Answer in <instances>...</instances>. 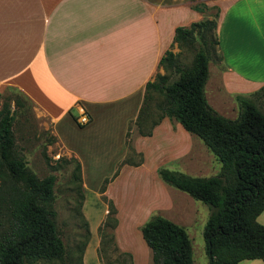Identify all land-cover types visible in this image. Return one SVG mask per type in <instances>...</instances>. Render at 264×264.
<instances>
[{
	"label": "crops",
	"instance_id": "0c3cea01",
	"mask_svg": "<svg viewBox=\"0 0 264 264\" xmlns=\"http://www.w3.org/2000/svg\"><path fill=\"white\" fill-rule=\"evenodd\" d=\"M200 1L218 8V89L231 96L264 85V0H0V93L15 88L47 118L54 141L79 162L82 190L92 158L103 157L116 168L126 157V130L139 110L144 84L161 72L158 60L171 42L174 26L202 19L192 8ZM81 115L88 118L86 123L77 121ZM182 128L163 117L150 135L134 134L130 142L142 155V142L154 141L164 129L168 150L174 151L171 158H192L196 141ZM174 138H184L179 147ZM137 166L120 165L103 193L111 199L110 182ZM110 171L112 175L115 170ZM101 202L102 212L91 226L83 194L80 213L89 238L82 264H102L95 252L96 227L107 211ZM116 243L130 254L132 264L138 263L130 250ZM143 259L148 264L150 258ZM258 261L264 262L255 257L236 264Z\"/></svg>",
	"mask_w": 264,
	"mask_h": 264
},
{
	"label": "trees",
	"instance_id": "16d2710c",
	"mask_svg": "<svg viewBox=\"0 0 264 264\" xmlns=\"http://www.w3.org/2000/svg\"><path fill=\"white\" fill-rule=\"evenodd\" d=\"M214 7L209 18L174 26L171 42L158 60V66L165 73H156L152 80H146L134 125L137 134L150 135L163 117L174 119L190 135L201 139L218 159V172L206 177L189 176L180 170L163 167L156 169L165 185L184 190L207 205L209 211L202 231L207 264H236L243 258L255 257L264 261V225L256 220L264 209V113L253 99L264 90V85L250 93L234 96L239 104L235 119L224 118L207 104L204 96L207 50L218 43L214 31L218 8ZM192 8L203 13L206 5L194 3ZM173 43L193 50L189 65L177 59L170 49ZM153 92L160 94L161 101L154 105V120L143 130L141 127L148 115L147 106ZM6 93H0V96ZM24 96L26 100L23 101L9 97L0 106V264H32L36 260L82 264V251L89 236L86 220L85 239L76 246L74 259L56 226L54 175L38 177L28 166L22 149H17L14 143L13 128L19 123L20 108L25 107V101H31ZM11 101L14 108L10 106ZM129 133L128 124L124 141L127 155L118 163L117 169L122 164L133 165L142 160L141 153L131 145ZM54 140L50 135L46 142L49 145ZM132 153H138L139 157L131 162L127 156ZM74 167L75 179L80 185L77 160ZM116 173L117 170L105 177L103 183ZM104 188L102 184L98 192L107 211L96 227L100 237L95 251L101 263L103 246L111 243V250L118 249L113 236L116 220L111 217L116 209L103 193ZM80 197L82 199L83 195ZM107 226L110 232H103ZM139 230L152 264H192L190 243L182 225L152 215L139 225ZM104 237L106 243L101 242ZM125 253L121 251V255ZM126 254L130 256L128 252ZM129 259L128 264H132L131 256Z\"/></svg>",
	"mask_w": 264,
	"mask_h": 264
},
{
	"label": "rangeland",
	"instance_id": "374dc122",
	"mask_svg": "<svg viewBox=\"0 0 264 264\" xmlns=\"http://www.w3.org/2000/svg\"><path fill=\"white\" fill-rule=\"evenodd\" d=\"M196 3L206 5L204 12L201 13L202 19L205 17L209 18L214 13V5H207L202 1ZM170 49L176 53L177 59L181 63L189 65L193 55L191 48L187 46L178 47L174 43ZM207 51L208 70L204 85L205 100L216 113L226 119H235L238 115L239 107L235 100V95H223L217 87L216 70L218 69L216 61L220 58L217 44L213 48L208 47ZM163 73H165V70L162 68L160 74ZM14 96L20 101L26 100L23 93L16 89H9L6 94L0 96V106L5 99L9 97L13 99ZM253 99L264 113V90L255 94ZM159 101H161L160 94L153 92L147 106L149 109L148 115L141 127L143 130L147 128L151 120H154V105ZM32 103L31 101H25V107L20 108L19 123L13 128L15 134L14 143L17 149H22L21 153L24 155L28 166L38 177L48 174L54 175L53 208L56 212V226L65 246L69 249V254L75 259L77 256L76 246L84 241L86 235L85 219L79 213L82 203L80 196L81 194L85 196V215L87 221L93 226L102 212V199L97 194L98 188L102 184L106 185L109 181L103 183V179L106 177L104 174L108 173L110 175V170L119 171V168L117 169L116 166L114 169L106 162H103L101 160L103 157L96 160L92 158L91 162L85 167L86 189L82 190L81 180L79 185L78 179H75L77 177L74 167L75 157L60 147L55 141L52 144H47V138L50 135L52 136L49 122ZM10 106L14 108L13 101H11ZM136 128L134 120H132L129 123V136L131 138L134 134H137ZM184 131L186 132V130ZM175 135L180 137V134ZM166 139H168L166 132L161 129L154 141H143L142 143L146 146V149L142 151V162L137 163L139 166L134 167L131 171L125 169L113 182H110L111 200L116 209V213L111 216L116 220V226L113 229L114 240L115 242L118 241L121 247L130 250L132 256L136 257L137 264H143V257L150 258V252L141 237L139 225L152 215H160L183 226L192 251V264H207L202 235L209 211L207 205L193 199L184 190L165 185L157 176L156 169L163 167L169 170H180L189 176L206 177L216 174L220 164L213 153L203 144L204 142L196 136L194 137L196 143L193 144L190 153L192 158L189 156L171 158L170 154H173L174 151L170 152L168 150L171 147L166 145ZM183 140L184 138L172 139L173 143L178 144L177 147L182 144ZM157 144L161 146L160 151L157 150ZM200 148H203V153ZM138 157V153L128 154L127 156L131 162L137 160ZM260 215L261 217L258 219L257 216L256 220L259 224L264 225V209ZM102 231L110 232V228L107 226ZM96 237H98L99 242L100 234H98L97 229ZM105 239L106 237L102 238L101 242L104 243ZM116 245L118 247L117 243ZM111 248V243L103 246L101 254L102 264H128L130 256L126 254L127 252L121 255L119 247L117 250H111ZM147 260L148 264H152L150 259ZM32 264H65V262L36 260ZM258 264H264V262L258 261Z\"/></svg>",
	"mask_w": 264,
	"mask_h": 264
},
{
	"label": "built area",
	"instance_id": "2783aa9c",
	"mask_svg": "<svg viewBox=\"0 0 264 264\" xmlns=\"http://www.w3.org/2000/svg\"><path fill=\"white\" fill-rule=\"evenodd\" d=\"M77 121L80 123V124H83V123H86L88 121V118L85 116V115H81Z\"/></svg>",
	"mask_w": 264,
	"mask_h": 264
}]
</instances>
